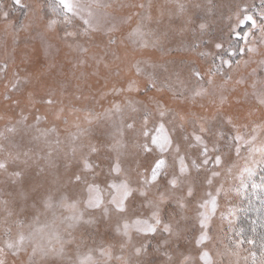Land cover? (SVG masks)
Listing matches in <instances>:
<instances>
[{
  "label": "rangeland",
  "instance_id": "obj_1",
  "mask_svg": "<svg viewBox=\"0 0 264 264\" xmlns=\"http://www.w3.org/2000/svg\"><path fill=\"white\" fill-rule=\"evenodd\" d=\"M0 2L11 7V0ZM55 2L23 0L28 5L27 15L25 10L13 9L8 21L0 20V161L6 164V169L0 170V248H4L6 240H14L19 232L28 233L27 225L43 212L41 202L47 195L67 194L74 198L79 193V189L68 184L67 177L78 169L81 155L88 152L89 145L99 148V153L91 158L100 165L98 180L105 179L108 164L117 154L109 146L115 143V126L122 119L129 123L135 120V129L127 130L124 137L123 167L135 169L137 160L146 165L151 154L139 152L137 145L144 142L139 130L145 112L149 113V128L160 122L157 102L170 110L164 122L190 160L198 158L200 149L189 146L183 137L187 135L191 140L194 132L199 133L202 123L211 125L214 131L221 130L226 137L235 135L232 126L226 123L228 118L237 126H248L246 130L240 129L245 138L256 136L251 147L264 148V105L259 103L264 95V83L259 82L264 77V71L259 70V62L264 61V41L259 30L262 21L258 15L264 7L262 0H81L83 4H91L94 13L92 27L86 33L78 17H72L71 24L64 23L63 16L58 17L50 7ZM242 9H247L244 14L253 15L257 28L246 39L238 40L231 29L237 24V13ZM50 19L60 21L52 30L47 28ZM200 23L207 25L203 36L198 30ZM21 24L26 27L21 28ZM138 25L145 35L133 34ZM250 28L247 22L236 31L242 35ZM65 31L78 35L64 39ZM201 40L207 43H200ZM215 43L223 44L220 56L230 59L231 67H225L216 58ZM240 47L245 49L244 55L239 54ZM249 47L255 51L247 52ZM233 49L237 54L229 57L228 52ZM164 62H168L170 70L179 73V79L162 73L159 91L145 89L146 77L137 73V67L152 71L148 64ZM193 69L203 76L202 86L190 78ZM130 82L134 83L128 91ZM117 89L123 91L117 92ZM195 91L201 94L195 95ZM49 95L54 104L36 102ZM116 105L121 112L115 111ZM37 115L41 117L37 127L47 132L46 136L29 128L36 124ZM90 116L97 119L89 123ZM9 128L14 131L9 132ZM35 136L40 138L33 139ZM209 139L216 142L215 136ZM217 146L225 167L233 163L236 166L228 176L223 168H214L210 163L199 173L192 170L186 178L195 196L185 212V230L178 239L171 238L164 249L171 256V262L168 256L156 251L162 236L151 240L147 256L137 257L132 244L115 231L114 222L104 220L92 225L81 223L71 229L75 243L65 246L63 256H43L39 252L33 255L32 244L26 243L15 255L4 248L0 258L5 264H74L77 252L84 255L91 250L97 264H137L138 261L204 264L200 255L208 251L213 264H264L252 244L237 236L235 229L241 198L256 176L249 179L245 173L246 188L238 178L249 146L243 148L239 159L234 146L225 139ZM171 159L169 156L170 163ZM253 159H261L259 151L253 153ZM249 166L255 167L257 174L264 164L249 163ZM213 170L220 171L221 176L208 185L205 178ZM16 172L21 175L15 176ZM221 184L224 190L217 197L209 239L198 248L195 240L200 228L196 201L207 198L208 192L215 196ZM94 215L99 217V213ZM44 218L41 215L42 221ZM142 239L134 236L132 243L139 246ZM102 250L108 255L102 256Z\"/></svg>",
  "mask_w": 264,
  "mask_h": 264
},
{
  "label": "snow or ice",
  "instance_id": "obj_2",
  "mask_svg": "<svg viewBox=\"0 0 264 264\" xmlns=\"http://www.w3.org/2000/svg\"><path fill=\"white\" fill-rule=\"evenodd\" d=\"M262 5H264V0H262ZM50 7L58 17L63 16V22L66 24L72 23V17H78L84 25V33L92 27L94 13L91 10V4H83L81 0H56L55 5H50ZM13 9L25 10L24 14L27 15L28 5L23 3V0H11V7H6L4 3L0 2V20L8 21ZM246 12L247 9H242L237 13V24L231 29L238 40L246 39L249 33L257 28V21L253 15L244 14ZM241 15L243 16L242 19L240 18ZM258 15L262 21L259 25L261 40L264 41V7H262ZM59 22L57 19H50L47 23V28L52 30ZM247 22H250L251 28L248 32H243L241 35L236 29L242 28ZM20 27L24 28L26 26L21 24ZM198 30L203 36L207 30V25L200 23ZM195 31L196 29L194 28V34ZM133 34L145 35L141 31L140 25L133 29ZM77 35L78 33L76 32L65 31L64 39H74ZM111 42L115 43L114 40ZM200 43H207V41L201 40ZM198 46V44L195 45V47ZM222 48V43H215L216 58L220 59L221 64L225 67H231V60L223 59L220 56L219 50ZM254 51V48H247L249 53ZM244 53L245 49L240 47L239 54L244 55ZM236 54L235 49L228 52L229 57ZM167 65L168 62L148 64L147 66L152 71H145L137 67V73L146 77L145 89L155 88L159 91V75L162 73H167L168 77L176 76L179 79V73L170 70ZM215 68L218 71L221 70L220 66H215ZM259 70L264 71V61L259 62ZM256 71L254 69L253 74ZM190 78H194L195 83L202 86L203 76L198 70L193 69L190 73ZM242 82L238 81V83ZM259 82L264 83V77ZM133 83L130 82L128 91L132 90ZM181 83L184 82L181 81ZM209 83H211V80H209ZM255 83L256 81H254L253 87H255ZM116 91H123V89H117ZM137 91H140V89H137ZM180 94L182 95V93ZM194 94L200 95L201 93L195 91ZM36 102L47 105L55 103L51 95L41 97ZM259 103L264 105V95L259 98ZM129 105L131 106V102H129ZM132 110L136 111V108L133 107ZM60 111H63V109H60ZM115 111L117 113L121 112L119 105L115 106ZM157 111L160 122L153 123L152 127L149 128V113L145 112L143 123L139 130L140 135L144 137V142L138 144L137 148L141 153L151 154V160L146 165H141L137 160L135 169L130 170L123 167V152L121 150L125 147L124 137L127 130L135 129V120L133 119L129 123L122 119L121 123L115 126V143L109 146V150L116 151L117 154L115 159L108 164L107 171L104 174L105 179L103 181L98 180L101 173L97 169L100 168V165L91 158L94 154L99 153V148L95 145H89L88 152L81 155L78 169L70 172L67 177L68 184L73 188L79 189V193L74 198L69 197L67 194H59L58 196L47 195L41 202L43 212L38 213L27 225L28 233L25 234L21 231L14 240H6L4 248L11 250L15 255L26 243H31L33 255L39 252L43 256L49 254L63 256L65 246L75 243V237L72 235L71 229L81 223L92 225L104 220L114 222L115 231L125 237L127 243L132 244L137 257L147 256L151 247V240L157 235L163 238L158 242L156 251L168 256L167 251L164 249L170 243L171 238L178 239L185 230V221L187 219L185 212L188 204L195 196L192 184L186 182V178L191 171L196 170L199 173L202 168H206L211 163L214 168H223L224 172L231 176L232 169L236 166L233 163L231 166L225 167L222 154H218L220 149L217 145L221 139H225L230 146H234L238 159L241 158L240 154L243 148L249 146L248 156L243 157L245 165L238 177L241 180L242 187H247L244 182L245 173L249 179L256 175L255 167H250L249 163L253 166L264 164V148L255 149L251 147L256 140V136L253 134L250 138H245V133L240 129L246 130L248 126H237L231 118H228L226 123L232 126L235 135L226 137L221 130L216 129L214 131L211 125L206 126L202 123L199 127V133L194 132L191 140L187 135L183 137V140L187 141L189 146H198L200 149L198 158L190 160L187 153L182 151L181 144L173 138L166 127L164 117L170 110L157 102ZM23 119L27 118L24 117ZM88 119L89 123H91L97 117L90 116ZM35 120L36 124L29 125V128H35L40 136H46L47 132L37 127L41 117L37 115ZM54 130L50 129L49 131ZM8 131L12 132L14 129L9 128ZM252 132H256L255 127ZM40 136H35L33 139L38 140ZM213 136L216 138L215 143L209 139ZM116 137L119 138L116 139ZM192 141L195 142L194 145ZM210 143L212 145L211 148L209 147ZM57 144H59L58 140ZM256 151L261 154L260 160L253 159V153ZM48 155L50 156L51 152ZM169 156L172 158L171 163L169 162ZM2 169H6V164L0 161V170ZM14 175L19 177L21 173L16 172ZM220 176V171L213 170L211 175L205 179L208 185H212L213 179ZM261 181L260 185L253 183L252 188L256 189L259 187L261 191H264V176L261 177ZM222 190H224L223 184L216 189L215 196L208 192L206 194L207 198L196 201V219L200 228V235L195 240L198 248L202 247L209 239L210 221L215 215L218 206L217 197ZM94 213H99V217L94 215ZM41 215L45 217L43 221L41 220ZM86 216L88 219H85ZM20 226L22 228L25 227L23 224ZM62 227H64L63 232H61ZM134 236L143 238L139 246L132 243ZM248 242L253 243V241ZM239 243H243V241ZM4 248H0V254L4 252ZM101 255H108V253L102 250ZM262 256H264V252H262ZM168 259L171 262V256H168ZM200 259L204 264H213L208 251H202ZM253 260H255V253H253ZM0 264H5L4 259L0 258ZM74 264H97V262L93 260L91 250H89V253L84 255L77 252V260ZM137 264H143V262L138 261Z\"/></svg>",
  "mask_w": 264,
  "mask_h": 264
},
{
  "label": "trees",
  "instance_id": "obj_3",
  "mask_svg": "<svg viewBox=\"0 0 264 264\" xmlns=\"http://www.w3.org/2000/svg\"><path fill=\"white\" fill-rule=\"evenodd\" d=\"M264 176V166L256 174L252 183L243 194L238 208V218L235 225L237 236L245 242L253 241L252 247L258 257L264 259V191L252 184L260 185ZM249 243V242H248ZM250 244V243H249Z\"/></svg>",
  "mask_w": 264,
  "mask_h": 264
}]
</instances>
